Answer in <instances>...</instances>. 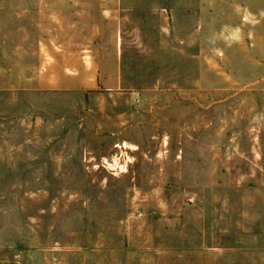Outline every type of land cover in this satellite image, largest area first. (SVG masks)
Here are the masks:
<instances>
[{"label": "rangeland", "instance_id": "obj_1", "mask_svg": "<svg viewBox=\"0 0 264 264\" xmlns=\"http://www.w3.org/2000/svg\"><path fill=\"white\" fill-rule=\"evenodd\" d=\"M0 248L264 264V0H0Z\"/></svg>", "mask_w": 264, "mask_h": 264}, {"label": "crops", "instance_id": "obj_2", "mask_svg": "<svg viewBox=\"0 0 264 264\" xmlns=\"http://www.w3.org/2000/svg\"><path fill=\"white\" fill-rule=\"evenodd\" d=\"M0 264H23V263L22 260L18 258H0Z\"/></svg>", "mask_w": 264, "mask_h": 264}, {"label": "bare ground", "instance_id": "obj_3", "mask_svg": "<svg viewBox=\"0 0 264 264\" xmlns=\"http://www.w3.org/2000/svg\"><path fill=\"white\" fill-rule=\"evenodd\" d=\"M123 147H125V145H123Z\"/></svg>", "mask_w": 264, "mask_h": 264}]
</instances>
